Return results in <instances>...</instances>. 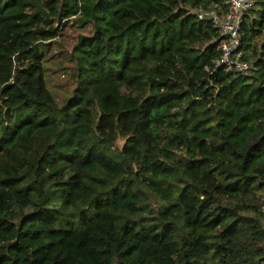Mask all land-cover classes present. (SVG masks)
I'll return each instance as SVG.
<instances>
[{"label": "trees", "instance_id": "trees-1", "mask_svg": "<svg viewBox=\"0 0 264 264\" xmlns=\"http://www.w3.org/2000/svg\"><path fill=\"white\" fill-rule=\"evenodd\" d=\"M226 8L0 0V264H264V0L245 72L196 12ZM69 20L87 32L60 104L42 47Z\"/></svg>", "mask_w": 264, "mask_h": 264}, {"label": "rangeland", "instance_id": "rangeland-1", "mask_svg": "<svg viewBox=\"0 0 264 264\" xmlns=\"http://www.w3.org/2000/svg\"><path fill=\"white\" fill-rule=\"evenodd\" d=\"M86 32L87 30L80 23L69 20L58 29L57 36L48 42L49 46L42 47L45 55L46 85L60 104L70 95L75 86V81L71 77L74 64L71 56L72 47L76 43L78 35ZM122 142L119 140L117 144L121 146Z\"/></svg>", "mask_w": 264, "mask_h": 264}, {"label": "built area", "instance_id": "built-area-1", "mask_svg": "<svg viewBox=\"0 0 264 264\" xmlns=\"http://www.w3.org/2000/svg\"><path fill=\"white\" fill-rule=\"evenodd\" d=\"M254 0H226V11L219 14L207 10H198L200 19H210L219 32V49L221 51L217 64L225 65L229 70L248 71L250 65L240 59V53L235 52L240 41V25L243 13L251 8Z\"/></svg>", "mask_w": 264, "mask_h": 264}]
</instances>
